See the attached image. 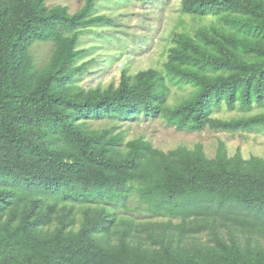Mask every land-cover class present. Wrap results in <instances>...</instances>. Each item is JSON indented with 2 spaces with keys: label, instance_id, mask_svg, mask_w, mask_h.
<instances>
[{
  "label": "trees",
  "instance_id": "obj_1",
  "mask_svg": "<svg viewBox=\"0 0 264 264\" xmlns=\"http://www.w3.org/2000/svg\"><path fill=\"white\" fill-rule=\"evenodd\" d=\"M47 1L0 0V264H264L263 158L223 142L212 158L201 144L164 151L88 125L145 115L264 130V112L212 115L264 105V0H183L203 22L177 34L163 69L90 89L74 82L80 35L112 18L94 14L100 0L75 13ZM38 41L53 43L43 66ZM172 85L192 92L171 104ZM132 195L156 219L120 213Z\"/></svg>",
  "mask_w": 264,
  "mask_h": 264
},
{
  "label": "rangeland",
  "instance_id": "obj_2",
  "mask_svg": "<svg viewBox=\"0 0 264 264\" xmlns=\"http://www.w3.org/2000/svg\"><path fill=\"white\" fill-rule=\"evenodd\" d=\"M86 0H48L51 8L66 6L69 12H77ZM183 0H100L96 2L94 14H105L111 22L95 24L81 35L77 48L83 53L75 65L83 67L74 82L85 89L107 88L118 85L123 72L136 75L140 71L163 69L167 60L168 48L174 45L175 37L181 32H192L202 24L182 10ZM211 19V18H208ZM210 21V20H207ZM53 50L52 42L38 41L31 48L37 66L48 62ZM192 92L190 85H172L169 95L171 104L188 97ZM264 112V105L251 108L237 106L228 109L225 104L212 115L222 118L249 116ZM91 128H104L116 124V130L125 134L126 141L143 137L155 148L164 151L186 145L194 149L198 144L208 157L216 155L220 142H223L229 156L238 152L245 159L257 156L264 159V130H245L229 132L209 127L200 131L180 130L170 126L161 117L139 115L131 119L101 117L89 120ZM132 195L128 208L121 206L119 212L131 215L137 220L156 219L155 215L143 207Z\"/></svg>",
  "mask_w": 264,
  "mask_h": 264
}]
</instances>
